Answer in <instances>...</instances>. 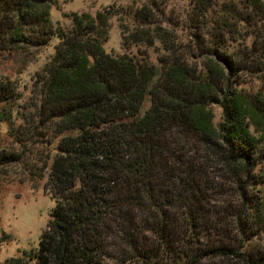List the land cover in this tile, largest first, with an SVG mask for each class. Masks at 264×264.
<instances>
[{"label": "trees", "instance_id": "1", "mask_svg": "<svg viewBox=\"0 0 264 264\" xmlns=\"http://www.w3.org/2000/svg\"><path fill=\"white\" fill-rule=\"evenodd\" d=\"M58 2L0 0V51L59 39L31 98L51 151L31 174L49 171L57 207L39 248L4 264H264V88H249L264 83V2L193 0L174 24L133 0L122 55L105 50L115 5L64 29ZM14 93L2 79L0 103Z\"/></svg>", "mask_w": 264, "mask_h": 264}, {"label": "rangeland", "instance_id": "2", "mask_svg": "<svg viewBox=\"0 0 264 264\" xmlns=\"http://www.w3.org/2000/svg\"><path fill=\"white\" fill-rule=\"evenodd\" d=\"M158 1L162 3V9H165L166 19L170 20V22L173 21L174 24H181L182 21L185 22L191 15L193 0ZM262 1L264 2V0ZM113 5L119 9L120 14L122 13V18L117 16L111 20L110 38L105 44V50L109 54L122 55L126 51L123 47L120 25L121 20L126 21L128 18V10L134 7L133 0H59L58 4L52 9V21L55 28L61 27L69 29L71 28L72 15L90 13L95 16L98 12ZM160 20L163 21L161 17ZM130 26L133 29L134 26L131 23ZM58 43L59 39L54 37L51 45L30 52L9 53L0 51V81L7 79L13 82L16 98V108L9 107L8 100L0 103V153H13L21 158L20 163H11L4 168L0 167V187H7L10 184H23L28 180L39 186L36 192L37 198L42 197L45 192L49 193V171H46L41 178H34L31 170L36 167L38 170L35 172L43 175V170H39L43 167L41 158L51 151L48 147L47 139L41 136L42 129L39 124L36 122L32 123V116L35 109L31 106V98L37 75L44 71L53 58L55 47ZM139 51H146V49L136 46L131 48V52L134 54H137ZM148 53L152 55V61L156 62V56L159 50L153 48L148 50ZM253 86L249 88L257 91L259 87L264 88V83L261 84V82L255 81ZM149 108L150 102L147 100L144 103L142 114ZM213 111L215 114V123L219 124L222 120V110L219 107H214ZM13 128L20 129L21 134L14 135V132L11 131ZM33 132L36 135L33 134V136ZM57 142L58 140L53 145V148H55ZM55 156L56 153L53 152L51 165ZM43 234L38 237L34 246L20 251L13 258L21 257L25 253H31L38 249ZM7 239V235L0 236V241H7Z\"/></svg>", "mask_w": 264, "mask_h": 264}, {"label": "clouds", "instance_id": "3", "mask_svg": "<svg viewBox=\"0 0 264 264\" xmlns=\"http://www.w3.org/2000/svg\"><path fill=\"white\" fill-rule=\"evenodd\" d=\"M38 189L28 180L0 187V236L8 237L0 241V264L34 246L48 229L57 201L47 192L37 198Z\"/></svg>", "mask_w": 264, "mask_h": 264}]
</instances>
